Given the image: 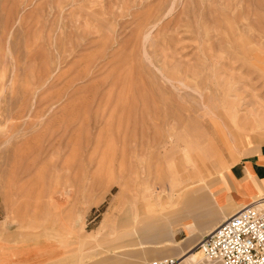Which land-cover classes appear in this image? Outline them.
<instances>
[{"label":"rangeland","instance_id":"1","mask_svg":"<svg viewBox=\"0 0 264 264\" xmlns=\"http://www.w3.org/2000/svg\"><path fill=\"white\" fill-rule=\"evenodd\" d=\"M206 107L264 144V0H0V264L152 262L194 203L205 237L236 162ZM212 143L210 188L181 198L185 149Z\"/></svg>","mask_w":264,"mask_h":264},{"label":"crops","instance_id":"2","mask_svg":"<svg viewBox=\"0 0 264 264\" xmlns=\"http://www.w3.org/2000/svg\"><path fill=\"white\" fill-rule=\"evenodd\" d=\"M242 149L243 147L235 154L236 162L231 164L229 169V166H226L228 170H226L223 175H220L217 180L213 181L215 188L213 189V195L210 196V199L211 201H219L223 211L222 215L228 216L226 219L236 214L244 206L264 198V144L244 154H242L244 150ZM204 184L203 187V183H196L189 188V191H182L181 198H184L190 193L198 196L202 188H210L211 182L207 180ZM192 205L187 204L185 211H183L182 216L186 218L184 220L182 219L181 223H177L167 230L170 239H166L162 243L170 249L165 250V252H158L157 254L150 255L147 259L152 256L155 259L154 261H156L171 256V258L176 260L177 264H203L196 263L192 260L189 256L191 250H189L188 245L191 244V248L196 249L201 241L211 234L222 222L206 232V236L204 237L199 232L202 226L201 224H208L209 220L211 223L212 219L208 217L209 215H207V213L201 215L198 210L199 207L195 208L193 212L189 210L188 207H192ZM194 205L193 207L198 206L197 203H194ZM204 219L207 220L203 222ZM200 236L203 237L201 240H199ZM5 249V241L0 237V253ZM117 254L118 252L116 251L115 255ZM152 262L147 261L144 264H150ZM19 264L26 263L21 261Z\"/></svg>","mask_w":264,"mask_h":264},{"label":"built area","instance_id":"3","mask_svg":"<svg viewBox=\"0 0 264 264\" xmlns=\"http://www.w3.org/2000/svg\"><path fill=\"white\" fill-rule=\"evenodd\" d=\"M212 264H264V198L223 221L197 247ZM175 259L150 264H174Z\"/></svg>","mask_w":264,"mask_h":264},{"label":"bare ground","instance_id":"4","mask_svg":"<svg viewBox=\"0 0 264 264\" xmlns=\"http://www.w3.org/2000/svg\"><path fill=\"white\" fill-rule=\"evenodd\" d=\"M201 92L199 91V93H201ZM202 99H203V97H202ZM206 110H208L209 114L212 116V119H213L212 121L216 122V126L222 128V130H224L227 133V137H230L232 139L233 144L235 145L234 153L236 154L239 151L240 146L236 140V136H235V133L233 131H234V128L238 126L239 113L234 108L233 109H230V108L225 109L223 111H220V110L214 111L213 109H209V107H206ZM250 119L252 120V123H258L260 120V117L250 115ZM214 125H215V123H214ZM210 140H211V138H210ZM207 145H209V144H207ZM211 145H212V147L208 146V147H203V148L196 146V148H194L195 150H193L192 147H187L185 149V157L188 160V165L195 168V169H194V171L189 172L191 175V181H189V182L181 181V179H180L181 176L179 175L180 173L178 171H174L173 172L174 174L172 173L173 177L171 176L172 179L170 182V186H171L172 191H175L177 193H181L182 191H189V188L193 184H196L197 182H199L200 179H203L204 177H209V176L214 174L210 170L209 164L215 158V156L210 154L211 151L209 152L208 148L212 149L214 155H216L215 154L216 148H214L213 143ZM174 149H175V147H174ZM181 245H180V247H181ZM188 248H189V250H191L190 253L193 252V254L190 257L192 258V260H194V262L204 263L205 257L202 259V256H204V255L200 249L191 248V244L188 245ZM174 264H177V262L175 261Z\"/></svg>","mask_w":264,"mask_h":264}]
</instances>
